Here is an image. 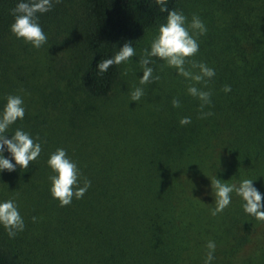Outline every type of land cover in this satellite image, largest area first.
Wrapping results in <instances>:
<instances>
[{
  "label": "trees",
  "instance_id": "1",
  "mask_svg": "<svg viewBox=\"0 0 264 264\" xmlns=\"http://www.w3.org/2000/svg\"><path fill=\"white\" fill-rule=\"evenodd\" d=\"M67 1L52 0L49 11L37 13L43 30L58 21ZM18 2L0 0V112L8 95L20 96L24 118L5 138L21 129L42 151L27 169L0 170V202L13 200L25 225L12 238L0 225V264H194L200 247L192 214L203 200L204 175L216 167L225 128L215 103L210 97L203 111L212 114L201 118L199 99L166 94L150 107L128 108L121 124L95 105L109 97L119 77V65L100 73L98 63L125 43L134 46L166 22L167 12L155 0H79L64 23L72 62L65 84L73 87L76 79L74 88L88 102L69 106L54 80L39 79L11 48V9ZM166 7L177 10L178 0H167ZM55 72L62 76L65 69L56 63ZM195 86L206 91L203 83ZM183 117L191 122L181 125ZM99 124L104 136L93 137L88 132ZM57 148L77 164L81 186L91 181L83 198L67 206L50 192L54 173L47 160ZM2 155L15 164L6 148Z\"/></svg>",
  "mask_w": 264,
  "mask_h": 264
},
{
  "label": "rangeland",
  "instance_id": "2",
  "mask_svg": "<svg viewBox=\"0 0 264 264\" xmlns=\"http://www.w3.org/2000/svg\"><path fill=\"white\" fill-rule=\"evenodd\" d=\"M178 3L176 11L186 17V26L196 15L207 29L203 35L189 29L199 43L198 53L189 59L215 70V76L204 88L211 92L214 111L225 125L216 167L204 175L203 200L195 205L192 214V232L200 247L193 256V263L204 264L207 243L214 241L216 247L210 264H264V221H258L243 210L241 197L231 193V203L223 212L211 215L216 199L211 187L214 178L236 185L243 179H252L254 187L264 196V0H178ZM78 5L79 0L66 2L58 21L43 30L47 42L40 48L17 38L11 31L8 35L11 48L21 62L37 70L39 79L43 76L53 79L62 102L69 106L73 102H88L74 88L76 79H72L73 87L65 84L67 75L72 77V62L64 23ZM158 28L147 31L133 46L136 54L119 64V77L113 91L108 98L95 103L106 110V117L114 118V123L121 124L123 119L129 118L128 108L136 104L150 107L155 97L166 94L177 97L194 83L177 75L174 68L155 57V62L149 66L160 79L151 84L139 83L143 75L140 58L143 50L150 48ZM56 63L65 69L62 76L55 72ZM225 85H229L231 91H223ZM137 87L143 88L145 94L138 101H132L130 94ZM92 130L94 132L88 133L93 137L104 136L102 124Z\"/></svg>",
  "mask_w": 264,
  "mask_h": 264
},
{
  "label": "clouds",
  "instance_id": "3",
  "mask_svg": "<svg viewBox=\"0 0 264 264\" xmlns=\"http://www.w3.org/2000/svg\"><path fill=\"white\" fill-rule=\"evenodd\" d=\"M58 3L59 0H56ZM160 5L162 12H167L166 22L158 28V34L153 38L150 48L144 49L140 58V65L143 75L139 78L141 85L151 84L158 81L159 76H154V69L149 65L155 62V58L162 60L170 68L176 70V74L186 80L195 82L189 84L187 92L189 95L201 101V118L211 115V112H204V106L211 103L210 91H204L195 86L196 83L207 85L208 80L215 76V70L205 63L189 58L195 56L199 51V43L196 35H203L207 29L204 23L196 15H193L190 24L186 26V17L182 12L168 10L167 0H155ZM52 0H28V2H18L11 9L14 17L10 25L11 32L24 41L32 44L35 48H40L47 42V36L38 24L37 13H44L52 8ZM192 29L196 35L190 33ZM136 54L131 43H125L114 56L100 61L97 65L98 72L105 73L113 65L127 62ZM186 65H188L186 67ZM127 74L126 72L124 73ZM223 91H231L229 85H225ZM143 88H135L130 94V100L138 101L144 95ZM173 107H180L178 99L172 100ZM25 109L23 99L18 95H8L6 104L0 112V170L14 171L19 165L21 169H27L31 162L35 161L42 151L41 144L34 141L31 136L21 130L16 129L11 138H5L4 133L8 132L9 126L18 119H23ZM181 125L191 122L190 117L180 119ZM5 148L11 154L12 160L5 158L2 153ZM47 164L54 175L49 177L51 182L50 192L53 198L57 199L61 206L69 205L73 198L81 199L91 186V181L84 179L80 184V171L77 164L72 161L63 148H57L49 155ZM212 192L215 194V207L211 209V215L216 216L231 203V193L235 192L244 201L243 210L253 216L258 221H264V196L254 187L252 179H243L238 185L223 183L222 180L214 178L211 180ZM35 221V217L32 218ZM0 225L6 229L10 238L15 237L23 231L25 225L20 215L18 207L13 200L0 202ZM215 242L207 243L208 252L205 256L204 264H210L213 260Z\"/></svg>",
  "mask_w": 264,
  "mask_h": 264
}]
</instances>
